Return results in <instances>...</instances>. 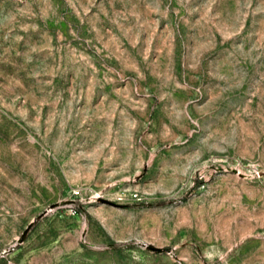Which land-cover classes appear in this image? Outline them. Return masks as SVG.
Returning a JSON list of instances; mask_svg holds the SVG:
<instances>
[{
	"label": "rangeland",
	"instance_id": "rangeland-1",
	"mask_svg": "<svg viewBox=\"0 0 264 264\" xmlns=\"http://www.w3.org/2000/svg\"><path fill=\"white\" fill-rule=\"evenodd\" d=\"M0 264H264V0H0Z\"/></svg>",
	"mask_w": 264,
	"mask_h": 264
},
{
	"label": "water",
	"instance_id": "water-1",
	"mask_svg": "<svg viewBox=\"0 0 264 264\" xmlns=\"http://www.w3.org/2000/svg\"><path fill=\"white\" fill-rule=\"evenodd\" d=\"M110 204H112V205H114V203H112V202H109Z\"/></svg>",
	"mask_w": 264,
	"mask_h": 264
},
{
	"label": "built area",
	"instance_id": "built-area-1",
	"mask_svg": "<svg viewBox=\"0 0 264 264\" xmlns=\"http://www.w3.org/2000/svg\"><path fill=\"white\" fill-rule=\"evenodd\" d=\"M76 193H78V191H76Z\"/></svg>",
	"mask_w": 264,
	"mask_h": 264
}]
</instances>
